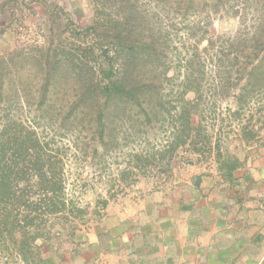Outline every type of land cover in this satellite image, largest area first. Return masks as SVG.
I'll return each instance as SVG.
<instances>
[{
    "label": "rangeland",
    "instance_id": "obj_1",
    "mask_svg": "<svg viewBox=\"0 0 264 264\" xmlns=\"http://www.w3.org/2000/svg\"><path fill=\"white\" fill-rule=\"evenodd\" d=\"M131 9L144 15L157 39L159 60L144 68L147 77L141 86L158 92L164 115L145 122L131 111L132 120L141 123L133 131L126 128L127 117L119 115L96 153L93 121H75L72 114L62 125L63 111L54 108L53 120L47 123L48 105L69 106L77 97L68 94L66 83L58 90L47 87L42 96L38 75L54 55L71 57L76 64L86 62L78 65L81 76L98 70L104 53H97L93 44L99 40L112 49L113 28L126 35L122 28ZM260 33L264 34V0H190L189 5L185 0H0V126L9 118L33 124L44 137L54 134L65 153V195L85 210L72 243L64 235L37 241L39 264H100L94 244L101 251L111 245L126 250L120 235L130 234L135 223L145 224L142 231L150 227L158 208L164 209L160 204L178 201L188 179L210 183L216 178L221 182L216 190L225 194L234 188L230 184L240 183L264 154V76L256 83L248 75L250 70L264 74V36L256 45ZM188 72L191 81L185 83ZM91 78L98 82V75ZM183 90H192L185 97L195 104L198 149L181 146L166 157L168 167L149 163L119 177L133 155L147 147L159 149L172 136L171 114L183 102ZM249 135L253 136L245 139ZM217 144L226 151L224 159H237L231 178L218 170ZM246 254L250 260L241 258L240 264H258L263 251L250 246ZM112 258L111 263L119 260L117 255ZM0 264L35 262L23 261L0 240Z\"/></svg>",
    "mask_w": 264,
    "mask_h": 264
},
{
    "label": "trees",
    "instance_id": "obj_2",
    "mask_svg": "<svg viewBox=\"0 0 264 264\" xmlns=\"http://www.w3.org/2000/svg\"><path fill=\"white\" fill-rule=\"evenodd\" d=\"M185 4L189 5L190 0H185ZM143 18L140 11L131 9L130 15L125 18V27L122 28L127 36H122L116 26L113 28L116 31L113 32L114 40L110 41L112 49L104 48V42L99 40L93 44L97 53H104V60L98 70L94 69L89 75L81 76L78 70L81 69L78 65L85 66L86 62L83 60L76 64L71 57L57 55L53 56L54 61L46 63L44 74L38 75L44 90L49 86L58 90L66 83L70 89L68 94L74 93L73 96L77 97L69 106L63 102L58 103L59 107L55 104L48 105L50 109L46 111L47 123L53 120L54 108L60 113L63 111L62 125H65L72 114L75 121H93L97 132L93 152L97 153L99 145L103 143L104 133L113 131V124L119 115L127 117L124 123H128L126 128L132 131L139 130L141 123H137L138 119L132 120L131 111L145 122L164 115L158 101V92L153 89L145 91L141 86L147 77L144 68L155 59L159 60L156 57L157 39ZM130 19L134 22L131 23ZM263 36V33L258 35L256 45H261ZM188 68L190 69V63ZM256 71L250 70L248 75L259 83L264 74L258 76ZM95 74L98 75L96 83L91 82V76ZM188 74L184 77L185 83L191 81L192 74ZM44 90H40L42 96H45ZM191 91L183 90V102L173 108L170 119L172 136L159 149L147 147L144 153L133 155L120 170L119 177L125 173L135 174L134 170L146 167L149 163L168 167L170 160L166 157L181 146L190 144L198 149L195 131L199 122L196 123L193 119L195 104L192 103V97H185ZM239 95L243 96V93ZM79 103L82 104L79 106ZM29 124L16 123L6 118L0 126V240L23 261L33 260L35 264H39L42 262L41 243L37 241L44 242L50 240L51 236L59 238L64 235L72 243L79 230L78 220L85 210L65 195V153L55 143L54 134L44 137L37 127ZM216 147L218 170L222 176L231 178L233 170L238 166L237 159H224L226 151L223 152L219 144ZM199 180V177L194 180L196 185ZM102 202L105 205L107 203L105 200ZM52 228L55 230L52 231Z\"/></svg>",
    "mask_w": 264,
    "mask_h": 264
},
{
    "label": "crops",
    "instance_id": "obj_3",
    "mask_svg": "<svg viewBox=\"0 0 264 264\" xmlns=\"http://www.w3.org/2000/svg\"><path fill=\"white\" fill-rule=\"evenodd\" d=\"M185 182L189 185L178 201L160 204L164 209L158 208L150 227L142 231L145 224L138 227L135 223L130 234L120 235L126 241V250L121 245H111L101 251L94 244L100 264H240L241 258L250 260L246 254L250 246L263 251L256 262L261 264L264 154L239 184L229 185L234 188L228 194L216 190V185H221L216 178L210 183L200 179L198 185L191 179ZM115 255L119 260L111 263ZM103 258L106 260L102 262Z\"/></svg>",
    "mask_w": 264,
    "mask_h": 264
}]
</instances>
